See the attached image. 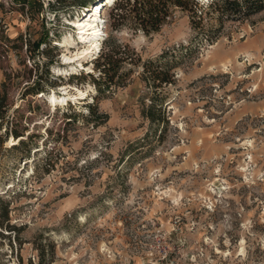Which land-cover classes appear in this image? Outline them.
<instances>
[{
	"label": "rangeland",
	"instance_id": "1",
	"mask_svg": "<svg viewBox=\"0 0 264 264\" xmlns=\"http://www.w3.org/2000/svg\"><path fill=\"white\" fill-rule=\"evenodd\" d=\"M82 1L0 0V207L14 225L0 264H264V8L194 0L147 35L112 28L116 0L98 9L99 49L74 59ZM110 44L125 60L104 88L88 73Z\"/></svg>",
	"mask_w": 264,
	"mask_h": 264
},
{
	"label": "trees",
	"instance_id": "2",
	"mask_svg": "<svg viewBox=\"0 0 264 264\" xmlns=\"http://www.w3.org/2000/svg\"><path fill=\"white\" fill-rule=\"evenodd\" d=\"M66 1V0H60ZM94 1V0H93ZM84 2L82 1V5L84 7L93 4L92 2ZM97 2V1H96ZM26 3V1H24ZM95 3V2H94ZM198 1L194 0H122L117 2L114 7L115 12L112 11L111 16L113 21L111 22V26L114 29H119L124 26H129L134 29H140L145 34L158 32L161 26L166 22V18L170 15L173 8L178 7L184 10H189L193 13V7L196 6ZM215 7L221 12L222 15H243L248 16L254 12L260 11L264 8V0H218L217 3H214ZM3 23L0 20V61L1 57L4 56L6 52V48L11 45H8L7 42H10L12 39L9 38L7 33L4 30ZM47 44L50 46V39L48 36V32L44 33V37H40L37 41L30 44L28 49L29 52L31 50L36 51L40 47L41 44ZM47 48V47H46ZM42 52H46V50L42 49ZM120 52V47L118 45H108L106 47V51H103L100 56L95 61V68L99 70V75L97 78H94L92 73H88L89 76L92 77V81L94 84L99 85V82H102L104 88L109 87V85L113 82L115 76L118 75V72L121 69V65L124 62V58L118 55ZM47 55V53H46ZM48 56V55H47ZM32 60L34 57L32 56ZM52 63V58L45 62L46 72L49 74L48 65ZM35 66L38 68V63L34 61ZM145 71H148L145 64H143ZM153 75L155 80L158 82H169L168 77H164L162 71H156ZM3 89L0 90V119L3 120L6 109L5 101H6V91H5V83H2ZM43 87H40L38 81L34 80L33 85L31 87V91L29 93H43ZM53 105V104H51ZM155 104L149 105L146 109V116L149 120H155ZM1 120V121H2ZM5 135L7 136L9 131L13 135L14 139H17V142L20 140V133L17 129H8L5 127L4 129ZM1 143L2 136H0ZM14 142L13 146L16 148L19 144H22L23 141H19L18 143ZM7 211L3 212L0 207V227H4L5 230L11 231L14 229V225L8 223ZM0 235H9L0 231ZM29 264H34L30 262ZM36 264H45L44 258L42 255L38 256V261Z\"/></svg>",
	"mask_w": 264,
	"mask_h": 264
},
{
	"label": "bare ground",
	"instance_id": "3",
	"mask_svg": "<svg viewBox=\"0 0 264 264\" xmlns=\"http://www.w3.org/2000/svg\"><path fill=\"white\" fill-rule=\"evenodd\" d=\"M115 2L116 0H98L97 2L90 4L87 6V9L84 10V18L81 20L76 21L74 24L81 29L78 33L80 34V38L84 40L86 43L82 46L80 52L75 53L76 56L74 59H76L81 52H84L85 55L79 56L80 57H86L91 52H95L99 49L100 40H101V30L98 27V9L104 4L107 5L108 3ZM64 60H67V62H71L72 58L69 56H64ZM66 92V91H65ZM79 93H82L80 90H78ZM84 93V92H83ZM82 95V94H81ZM48 101L51 102L53 105H56L58 102H64L65 100H68L66 96H56L53 94L47 95ZM23 136H20L21 139ZM17 142V139L15 140Z\"/></svg>",
	"mask_w": 264,
	"mask_h": 264
},
{
	"label": "snow or ice",
	"instance_id": "4",
	"mask_svg": "<svg viewBox=\"0 0 264 264\" xmlns=\"http://www.w3.org/2000/svg\"><path fill=\"white\" fill-rule=\"evenodd\" d=\"M83 55H85L84 52H81V53L79 54V56H83ZM79 56H78L77 58H79Z\"/></svg>",
	"mask_w": 264,
	"mask_h": 264
}]
</instances>
